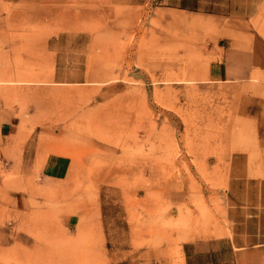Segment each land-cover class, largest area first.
Wrapping results in <instances>:
<instances>
[{"label":"rangeland","instance_id":"rangeland-1","mask_svg":"<svg viewBox=\"0 0 264 264\" xmlns=\"http://www.w3.org/2000/svg\"><path fill=\"white\" fill-rule=\"evenodd\" d=\"M203 6L0 0V264L264 241V0Z\"/></svg>","mask_w":264,"mask_h":264},{"label":"crops","instance_id":"crops-1","mask_svg":"<svg viewBox=\"0 0 264 264\" xmlns=\"http://www.w3.org/2000/svg\"><path fill=\"white\" fill-rule=\"evenodd\" d=\"M168 9H174L178 12L188 14L205 13L206 9L203 6V0H162ZM0 104H1V86H0ZM1 115V114H0ZM10 127L7 122L0 121V150L2 151L7 147L8 133ZM1 157V156H0ZM234 234L232 236H219L214 237L208 242L205 247H195L194 252L197 254L207 252L211 260L209 264H264V241L252 240L249 235L247 227L240 228L237 225L232 227ZM242 239L241 235L237 232H247ZM237 234V235H236ZM241 234V233H240ZM248 236V238H247ZM225 247L221 249V246ZM230 256V261L226 260V256ZM213 257V259H212Z\"/></svg>","mask_w":264,"mask_h":264}]
</instances>
